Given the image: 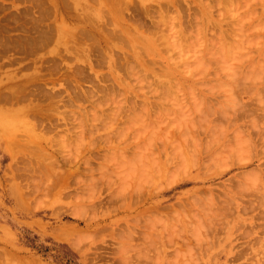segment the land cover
I'll return each instance as SVG.
<instances>
[{"label": "rangeland", "instance_id": "1", "mask_svg": "<svg viewBox=\"0 0 264 264\" xmlns=\"http://www.w3.org/2000/svg\"><path fill=\"white\" fill-rule=\"evenodd\" d=\"M69 1L68 7L60 3L59 11L69 13L71 5L78 0ZM260 1L248 0L246 4L241 0L231 6H213L212 16L219 25L210 27L213 33L206 34L211 38L207 42L214 41L212 50L200 52L207 56L205 73L197 66V74L189 76L194 85L179 91L178 102L164 101L168 111L162 109L159 101L155 102L149 116L139 115L130 122L128 117L135 113L125 115L123 112L119 124L127 125L125 131L134 144L132 150L120 148L125 153L120 155L116 150L111 153V158L108 153V166L100 171L98 162L104 160L96 159L91 164L92 173L83 163L89 153L76 163L72 161L65 167L77 170L74 176L66 179L69 188L62 187L58 193H53L54 177L48 176L47 170L42 168L28 169L30 177H14L9 170L13 156L5 149L0 136V261L28 264L33 261L27 258H34L37 264H264V7ZM135 5L130 6V11L141 12V6ZM0 6L6 7V11L14 16L11 20L9 15L2 16L6 12L0 11V24H4L8 32L5 34L29 40L40 35L47 44L45 48L37 49L39 54H46L53 47L55 16L49 2L0 0ZM194 8L197 10L192 6ZM89 9H96V6ZM68 13L65 15L67 24L73 26L75 21ZM120 40L123 51L115 54L120 59L119 71H124L125 65L121 63L124 57L129 63L132 60L136 69L151 67L148 61H141L153 58V54L148 53L151 51L137 46L140 56L135 62L136 52L131 47L133 39ZM210 45L206 47L210 48ZM102 53L101 56L98 52L92 54L99 58L100 66L96 65L95 70L108 76L111 66L107 64L105 51ZM180 53L167 54L164 50L160 54L162 59H158L163 63H158L166 66V59H172L170 63L175 59L179 63L175 66L183 72L179 67L183 68L180 64L184 62H180L179 57L192 64L195 53L192 50L183 55ZM64 57L66 59L67 55ZM66 61L72 62L69 56ZM126 79V94L135 99L129 89V77ZM197 80L200 83L195 85ZM146 94L150 102L157 100L158 96ZM141 101L137 99L138 104ZM82 103L90 108L89 102L84 100ZM106 110L109 115H103L104 119L113 115L109 108ZM46 117L55 118L54 113ZM21 122L15 125L19 130L25 126ZM88 124L86 121L85 125ZM35 125V131L26 134L32 136L30 141L19 138L21 142L17 144L14 159H42V152L53 153L54 147L62 149L55 141L53 148L41 151L38 146L40 124ZM102 125L100 120L96 122L93 132L97 141L91 146L101 152L106 144V140L99 137L102 136L99 133L103 132ZM165 127L175 133L169 139L174 144L167 147L169 160L149 162L147 156L151 154V146L147 149L144 143L155 134L157 138L158 131ZM194 127H197L194 129L196 135L200 130L203 138L200 147L204 155L200 158L191 155L193 144L184 147L183 143L190 128ZM85 132L87 138L91 136L90 131L86 129ZM83 145L86 149L90 144ZM83 147L80 150L84 151ZM209 148H212L211 153L205 155ZM75 149V141H72L61 151L73 154ZM163 158L161 156V160ZM90 175L94 177L95 195L103 202L99 207V199H96L95 209L89 202L90 186L86 185ZM123 185L129 188L134 200L144 202L135 204L136 207L133 204L134 208L130 210L121 208L125 204L117 190ZM34 188L49 192L35 196L26 194ZM75 190L83 196L81 203L69 195ZM74 204L86 211L90 222L73 217ZM153 208L158 211H152ZM128 222L133 225L127 227ZM69 228L80 230V249L57 238L59 231ZM128 231L134 233L132 239ZM12 254L21 258L7 260Z\"/></svg>", "mask_w": 264, "mask_h": 264}, {"label": "bare ground", "instance_id": "2", "mask_svg": "<svg viewBox=\"0 0 264 264\" xmlns=\"http://www.w3.org/2000/svg\"><path fill=\"white\" fill-rule=\"evenodd\" d=\"M46 1L54 7V34L56 35L53 47L46 54H39L37 51V49L45 48L47 44V41L43 40L40 35L32 36L30 40L27 37L19 36L12 38L11 33L5 34L7 32L5 25L0 24V136L5 143V149L13 156V164L9 165L13 176L28 175L30 177L28 169L34 167L47 170L48 176L54 177L53 193L56 194L60 191L59 188H69L66 179H70L77 172L75 169H65L72 164V161L76 163L81 157L86 156V153H89L83 163L92 173L94 169L91 164L97 161L96 159L101 157L104 160L98 162V171H100L108 166V153L111 158V153L116 150L120 151V148L126 147L127 150H132L134 144L132 145L125 131L127 125L119 124L123 112L126 113L125 115L131 112L135 113L128 117L130 122L139 115L149 116L153 112L155 102L161 101L162 109L165 111H168V108L165 107L164 101L178 102L181 97L179 91L194 85L189 76L194 77L197 74L195 73L197 66L203 68L201 72L205 73L207 56L200 52L212 50L214 41L209 42L211 38L209 39L206 34L209 31L213 33L210 27L219 25L218 20H214L212 16L213 6H231L241 0H75L76 2L71 5L69 13L67 12L69 17L75 21L73 26L67 24L65 16L67 13L59 11L60 3L64 7L70 6L69 0ZM243 1L248 3V0ZM260 2L264 7V0ZM135 4L141 6V12L130 11V6H136ZM91 6H96V9H93L94 11L89 9ZM192 6H196L197 10L192 9ZM0 11L6 12L2 16L9 15V18L14 20V16L11 12L6 11V7L0 6ZM20 13L18 11V14ZM105 16L110 19L107 20ZM18 29L20 30L21 27L18 26ZM49 32L52 33L53 30H49ZM122 38H126L128 41L133 39L131 47L134 53L136 52L133 57L135 62L139 60L140 56V51H136L137 46L145 51H151L148 53H152L153 58L141 60L142 63L148 61L151 67L145 66L142 70L136 69V64L132 60L129 63V60L124 57L123 60L121 58L122 65H125L124 71H119L118 61L120 59H117L115 54L123 51L122 46L119 45ZM207 39H209L208 42ZM206 42L211 44L210 48L206 47L208 45ZM164 50L167 54L175 51L182 52L181 55L192 50L195 56L192 59V64H188L187 60H182V57H179L180 62H184L180 64L183 65V68L178 65L183 71L180 72L176 67L179 63L175 59H173V63H170L172 59H166V66L161 65L163 62L158 59H162L160 54ZM103 51L107 55V64L111 66H109L108 76L101 75L100 71L95 70L96 65L100 66L99 58L92 57L94 52H98L101 56ZM65 55L71 58V63L66 61ZM102 57H105L103 53ZM157 64H159V71L156 69ZM24 68L26 71H22ZM30 68L31 71H28ZM184 74L185 76H182ZM127 77L131 83L129 89L135 99L126 94ZM189 80L191 83L188 82ZM196 83H200V81L197 80L195 85ZM137 90L140 93L135 94ZM146 92L152 97L157 92L155 95L158 96L157 100L152 98L151 100L155 101L150 102ZM137 99L142 100L140 104L137 103ZM84 100L90 103V108H86V105L82 103ZM106 108H109V113L113 115L104 119L103 115L108 114ZM138 108L140 109L136 111ZM52 113L55 116L54 120L46 117ZM235 115L237 116V113ZM45 117L46 120H44ZM16 120H19L18 123L20 120L24 122H21L25 124L23 130H19L15 126L17 125ZM99 120L103 123L104 132L97 129L102 135L99 137L106 140V144L102 146L105 147L103 152L91 148L97 141L93 131ZM36 121L40 124L41 142L39 143L43 145L38 146L41 151L53 148L52 142L55 141L60 143L62 149L63 146L75 141V152L70 154L54 147L53 153L42 152V159H14L21 142L19 138L21 137L25 142L30 141L32 136L27 137L26 134L35 131ZM86 121L89 123L87 126L85 125ZM12 127H14L13 130ZM168 128L165 127L160 132L158 131L157 138H155V134L144 143L147 149H149L148 145L151 146V154L147 156L149 162L162 163V161L169 160L167 147L174 144L173 140L169 141V139L173 138L175 133L169 131ZM86 129L91 132V136L88 138ZM194 129L197 127L190 128L189 136L184 139L183 143L184 147L193 144L190 149L191 155L195 154L200 158L204 155L200 147L203 138L199 134L200 130L196 135ZM162 133L165 136L161 137ZM83 143L90 144L86 149H91L85 151ZM80 147H83L84 151L80 150ZM106 149L108 150L107 154ZM119 151L117 152L120 155L125 153L124 150ZM207 151H205V155L211 153L212 148ZM46 155L48 156L46 157ZM161 156H164L162 160ZM110 163H112L111 160ZM107 178L109 179V176ZM87 179H90L86 185L90 186L89 195H92L89 199V202H92L90 205L95 209L94 201L99 199V207H102V199L95 195V185L92 183L94 177L90 175ZM108 185L111 186V183L109 182ZM128 190L129 188H124V185L120 190H117L125 204L120 207L126 210L134 208L133 204L138 205L144 202L134 200ZM47 192L49 191L34 188L27 191L26 194L46 195ZM69 195L74 196L80 203L83 201V196L77 190ZM137 195L140 197L139 194ZM74 207L73 217L87 221L86 211H81L80 206L75 204ZM107 208L108 206L105 207V209ZM154 210L157 209L153 208L152 211ZM129 225H133V223L128 222L126 226L129 227ZM79 231L74 228L59 231L57 238L80 249L82 241ZM128 233L131 232L128 231ZM133 235L134 233H131L129 237L132 239ZM11 258L17 260L21 257L12 254L7 260ZM27 259L32 260L33 262L28 261L34 264L38 263L34 258ZM3 260L0 261V264H4Z\"/></svg>", "mask_w": 264, "mask_h": 264}]
</instances>
